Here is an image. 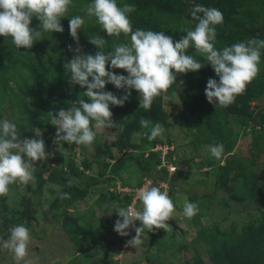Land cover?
Listing matches in <instances>:
<instances>
[{"label": "rangeland", "instance_id": "1", "mask_svg": "<svg viewBox=\"0 0 264 264\" xmlns=\"http://www.w3.org/2000/svg\"><path fill=\"white\" fill-rule=\"evenodd\" d=\"M154 2L172 11L161 10ZM89 3L73 0L60 21L64 31L43 33L30 49H18L10 37L0 36V120L15 123L21 139L41 133L45 151L51 153L36 162L34 185L24 187L17 181L7 196L0 197V238L7 239L9 228L24 224L32 238L26 257L32 264H226L225 256L234 254L251 264H264V256L254 248L264 239V50L258 75L227 108L207 101V80L218 77L190 46L187 54L204 67L177 74L176 83L154 99L150 111L139 107V94L130 90L123 106L110 105L119 128L98 132L90 146L56 144V126L48 112L66 110L78 98L87 101L86 88L71 84L64 68L74 55L69 46L77 47L69 19L76 15L84 19L78 37L86 54L98 50L89 43V35L107 41L106 53L130 39L102 31L95 17L85 12ZM117 4L135 6L128 14L133 30L163 31L174 40L194 28L190 13L197 4L223 13V23L216 26L217 49L264 39V0H117ZM38 25L33 17L30 27ZM109 70L127 75L123 69ZM105 90L118 98L124 94L110 83ZM135 117L138 124L131 127ZM141 118L151 121L149 127L161 124L164 133L149 141ZM213 144L224 146L220 159L210 155ZM155 145L167 146L163 162L175 165L176 171L168 175L160 166L161 150L152 151ZM143 174L155 177L152 185L167 192L175 212L167 231L156 230L150 241V232L144 229L143 243L132 247L127 241L135 235L133 229L127 236L114 231L119 218L115 209L122 207V200L113 193L112 181L134 184ZM63 192L70 198L60 199ZM185 199L199 207L191 219L183 215ZM136 208H141L139 201ZM0 264H15L2 243Z\"/></svg>", "mask_w": 264, "mask_h": 264}, {"label": "clouds", "instance_id": "2", "mask_svg": "<svg viewBox=\"0 0 264 264\" xmlns=\"http://www.w3.org/2000/svg\"><path fill=\"white\" fill-rule=\"evenodd\" d=\"M73 0H0V36L10 37L16 48L30 49L42 39L45 32H63L61 18L65 17ZM135 6H118L117 0H91L85 12L95 17L100 29L108 36L129 37L128 43L113 45V51L104 52L107 41L99 35H89V43L98 50L95 54L83 53L79 46L78 30L84 19L73 16L68 21L69 33L77 47L72 58L64 64L70 73L69 82L86 88L84 98L72 102L66 110L61 108L48 112L50 123L56 126L55 143L90 146L97 133L105 129L119 128L110 110L112 106H123L131 95L130 90L139 94V107L151 110L152 103L162 92H166L174 83L176 75L195 72L205 64L187 54L189 47H194L197 54L203 56L206 64L214 70L217 79L209 78L204 89L207 101L227 108L235 102L237 96L246 91V87L258 75L261 50L264 39L250 38L236 42L222 49L215 47L216 26L223 23V13L215 7L195 5L191 17L196 21L194 28L184 30L185 35L179 40L166 35L163 31L133 30L129 13ZM39 21L37 29L30 27L32 18ZM107 66V67H106ZM111 69H123L127 75L115 74ZM123 89L119 98L105 90L106 84ZM141 127L149 129L146 138L149 141L161 136L165 129L159 123L151 126V121L141 118ZM210 155L215 159L223 156V144L209 146ZM51 153L45 151V142L41 133L34 137L21 139L17 125L8 119L0 120V197L9 193V186L17 181L24 187L35 184L36 162L44 161ZM176 171V169H173ZM72 181H68V186ZM141 208L135 206L116 207L118 219L114 222V231L121 236L129 235V229L135 231L127 244L136 247L143 243L144 229L149 232L168 230L167 223L175 212V204L166 191L152 185L151 182L141 187L136 193ZM54 198V197H53ZM60 199L70 198L69 193H59ZM47 209L48 205H44ZM183 215L191 219L199 207L187 199L182 204ZM139 222V226L136 222ZM7 239L0 238L2 247L12 254L15 264H32L28 257L31 241L29 229L24 224H17L8 230Z\"/></svg>", "mask_w": 264, "mask_h": 264}, {"label": "built area", "instance_id": "3", "mask_svg": "<svg viewBox=\"0 0 264 264\" xmlns=\"http://www.w3.org/2000/svg\"><path fill=\"white\" fill-rule=\"evenodd\" d=\"M155 150H161V163L160 166L162 165V167H164V169L166 170V173L169 175L171 174L173 171V169H177L175 165L173 164H164L163 162V156L164 153H166L167 150V146H160V145H155L154 148H152V151ZM149 182H151V184H153L154 180L150 177V176H146V175H141L139 180L134 183V184H129L126 182H122L119 179H115L112 181V191L113 193H115L116 195L119 196V199L122 200V207H128V206H138V200L136 197V193L137 191L145 186L146 184H148Z\"/></svg>", "mask_w": 264, "mask_h": 264}, {"label": "trees", "instance_id": "4", "mask_svg": "<svg viewBox=\"0 0 264 264\" xmlns=\"http://www.w3.org/2000/svg\"><path fill=\"white\" fill-rule=\"evenodd\" d=\"M154 5L156 6V7H158L159 9H161V10H164V11H169V12H171L172 11V9L171 8H168V7H162V6H160V5H158L156 2H154ZM174 11V10H173ZM264 110V109H263ZM136 116V115H135ZM138 124V121H137V119H136V117L134 118V120H133V122H132V124H131V127H134V126H136ZM165 176V175H164ZM153 180L155 179V177H151ZM74 189H76L77 190V188L76 187H74V186H72ZM79 193L80 194H84V191L83 190H79ZM254 248L259 252V254H261V255H263L264 256V239L263 240H261V241H258L256 244H255V246H254ZM234 256L235 257H233V256H230V255H226L225 256V258H224V261H225V263L226 264H251L248 260H247V258L245 257V256H243V257H240V255L239 254H234ZM214 261H215V259H213ZM214 261H213V263H214ZM215 264V263H214Z\"/></svg>", "mask_w": 264, "mask_h": 264}, {"label": "water", "instance_id": "5", "mask_svg": "<svg viewBox=\"0 0 264 264\" xmlns=\"http://www.w3.org/2000/svg\"><path fill=\"white\" fill-rule=\"evenodd\" d=\"M64 219H67L66 217H64ZM168 224H172V219H170L168 222ZM156 232V230L150 232V241L153 239L154 237V233Z\"/></svg>", "mask_w": 264, "mask_h": 264}]
</instances>
